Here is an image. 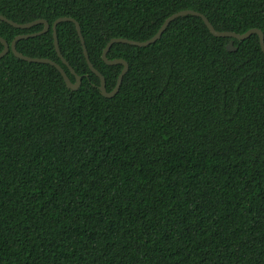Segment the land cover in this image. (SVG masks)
Instances as JSON below:
<instances>
[{
    "label": "trees",
    "instance_id": "16d2710c",
    "mask_svg": "<svg viewBox=\"0 0 264 264\" xmlns=\"http://www.w3.org/2000/svg\"><path fill=\"white\" fill-rule=\"evenodd\" d=\"M192 10L217 31L264 35V0H0L18 23L69 17L90 63L114 89L112 38L145 41ZM42 25L0 20L8 44ZM81 77L0 59V264H264V54L257 35L210 34L180 17L147 47L113 44L128 64L105 98L72 22L56 26ZM3 45L0 42V52ZM59 64L51 29L17 42Z\"/></svg>",
    "mask_w": 264,
    "mask_h": 264
},
{
    "label": "water",
    "instance_id": "95a60500",
    "mask_svg": "<svg viewBox=\"0 0 264 264\" xmlns=\"http://www.w3.org/2000/svg\"><path fill=\"white\" fill-rule=\"evenodd\" d=\"M185 16H193V17L200 18L202 20V22L204 23V25L206 26V28L208 29V31L210 32V34L213 35L214 37L229 38L230 41L226 45V50L228 52H235L236 51V48H234V46H233V40L242 41V40L249 38L252 35H257L261 51L264 54V35L260 30L250 29L243 34H237V33L229 32V31H217L214 29V27L211 25V23L208 21V19L204 15H202L201 13L196 12V11H192V10H183V11L176 12V13L172 14L171 16H169L167 19H165V21L159 27L157 32L151 38H149L145 41L139 42V41H132V40L124 39V38H112L106 43V45L102 51V54H101L102 61L106 65H110V66L121 65L122 66V69H121V71L117 77L116 85H115L114 89L110 92H107V90H106L104 77L90 63L89 57L87 54V50H86V46L84 43V39H83L82 34H81L80 26H79L78 22L76 20H74L73 18H69V17L58 18L50 26L47 21L42 20V19H38V20L29 22V23L18 24V23H15V22L7 19L6 17L0 15L1 21L5 22V23L17 28V29H29V28H32L33 26H36V25H42L43 26L42 30L37 32V33L16 36L11 41L10 44H8L3 38L0 37V42L3 45V50L0 52V59L2 57H4L5 55H7V53L10 51L16 58L23 60L25 62L49 64V65L53 66L60 73V75L63 78V81H64V83L68 89H70L72 91L77 90L81 84V77L74 72V70L70 67L68 62L61 55L60 50H59V46H58V41H57V33H56V26L58 24L63 23V22H72L75 26L77 35L79 37L81 47H82V51H83V55H84V58L86 60L87 65H88V68L99 79L98 90L100 91L101 95L104 96L105 98H112L118 93L120 86H121V83H122V80H123V77L127 73V70H128V64L124 60H122V59H113V60L108 59L107 54H108V51L110 50V48L112 47V45L113 44H126V45H130V46H135V47H147L149 45H152L153 43H155L156 41H158L160 39V37L162 36V34L164 33V31L167 29V27L169 26V24L171 22H173L177 18L185 17ZM50 29L52 32L54 49H55L60 61L62 62V64L65 65L68 68V70L70 71V73L74 76V78H75L74 83H72L70 81V79L67 76L64 69L59 64H57L56 62L49 60V59H44V58H31V57L22 55L21 53H19L16 50V44L18 41H20L22 39H28L30 37L39 36L41 34L48 32Z\"/></svg>",
    "mask_w": 264,
    "mask_h": 264
}]
</instances>
